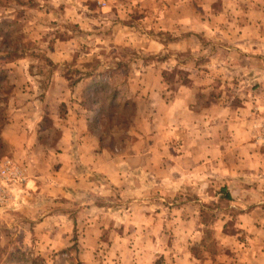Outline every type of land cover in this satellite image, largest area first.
Masks as SVG:
<instances>
[{"label": "crops", "instance_id": "obj_1", "mask_svg": "<svg viewBox=\"0 0 264 264\" xmlns=\"http://www.w3.org/2000/svg\"><path fill=\"white\" fill-rule=\"evenodd\" d=\"M82 6L81 11L91 10L87 3ZM101 12L96 25L112 29L107 30V41L118 46L138 39L146 42L145 52L153 56L165 49L169 36L176 53L195 56V42L201 40L198 35L209 38L206 32L211 26L219 34L216 40L235 46L225 45L224 50L235 51L242 60L256 61L231 67L236 74L255 75L252 87L236 84L228 96L231 85L220 82L215 99L209 90H202L205 106L199 107L197 89L208 83L205 77L201 85L178 86L170 105L160 97L171 113L170 136L161 133L162 145L155 141L148 148L134 146L133 150L144 160V168L168 172L166 181H155L158 185L169 183V195L144 192L125 197L107 192V197H102L107 205L90 201L75 205L70 212L51 215L45 211L44 200L55 202L67 197L70 190L100 193L104 190H100L101 180L78 174L77 165L72 168L67 163L60 168L64 173L60 182L28 185L27 200H40L32 206L24 201L28 213L32 208L36 215L27 219L30 238L44 249L59 251L70 248L76 231L82 264H264V145L260 141L264 123V0H107ZM137 13L142 20L134 22ZM143 25L148 31L142 30ZM228 27H237L236 33L228 34ZM161 82L160 76V86ZM242 88L251 92L245 95ZM76 109L74 115L67 116L71 127L65 126L60 140L66 144V149L61 148L64 153H73L67 145L86 133L85 125L88 130L87 112L80 105ZM26 138L20 145L25 152L36 143L32 132ZM159 148L160 164L154 162L152 167ZM163 157L169 160L166 166ZM85 158L108 186H126L122 176L127 162L126 166L101 162L98 151L88 152ZM190 187L201 190L198 188L195 196ZM224 201L229 203L227 207L220 206ZM88 212L90 217H84ZM208 212L215 219L213 224L206 221ZM208 230L220 233L228 242L216 260L195 254ZM243 235L249 241L244 245L239 239Z\"/></svg>", "mask_w": 264, "mask_h": 264}, {"label": "rangeland", "instance_id": "obj_2", "mask_svg": "<svg viewBox=\"0 0 264 264\" xmlns=\"http://www.w3.org/2000/svg\"><path fill=\"white\" fill-rule=\"evenodd\" d=\"M0 1V69L8 74V80L13 85L0 105V169L6 160L11 161L8 178L0 180V190L5 191L7 196L6 202L0 203V264H82L76 231L72 235L70 248L59 251L44 249L36 244L34 238H30L27 219L36 215L32 208L28 213L23 205L27 202L26 206H32L40 203V200L37 197L27 200L25 190L28 185L60 182L64 178L60 168L67 163L72 168L77 165L78 174L101 180L98 181L100 190H104L100 193L69 189L68 198L49 203L44 200L45 211L51 215L70 212L75 205L90 201L107 205L105 198H102L107 197V192L108 195L120 194L125 197L144 192L169 195L172 189L169 183L158 185L155 181L167 180L168 172L144 168V160L133 150L134 146L148 148L155 141L162 145V138L159 137L161 133L170 136L171 113L163 106L160 97L170 105V99L178 86L187 85L186 82H198L201 85L202 78L207 77L208 83L197 89V105L203 107L205 101L202 90H209L215 99L220 82L231 85L226 88L228 92L222 88L228 96L229 92L233 93L231 87L236 84L252 87L255 75L236 74L231 67L250 66L256 61L254 63L250 58L242 60L235 51L224 50L225 45L235 46L230 41L216 40L219 34L211 26L206 32L209 38L198 35L201 40L195 42V56L191 57V52L176 53L170 45V36L165 42V49L158 56H153L145 52L146 42L136 38L128 41V45L115 46L107 41V30L112 29L96 25L103 15V7L98 0H21V4L16 0ZM83 3L89 4L91 10L84 11L82 8L81 11ZM140 19L137 13L134 22ZM14 21L19 23V35L6 37L9 29L2 23ZM145 24L149 27L150 23ZM2 30L6 31L3 33ZM142 30L148 31V28L143 25ZM236 30L237 27H228V34L232 35ZM16 37L23 38V42H17ZM5 39L16 43L17 48H9L10 44ZM46 58L54 66H50ZM91 72H105V77L113 75V82L133 104V112L126 120L119 117L118 121L124 123L121 126L110 115L106 114L107 118L100 117L96 110L91 111L82 106V95L91 82L82 77ZM160 76L163 80L161 86L158 83ZM241 91L245 95L251 92L243 88ZM79 105L87 112L88 130L85 125L83 129L86 133L76 138L75 143L67 145L74 149L73 153H64L61 148L66 149V144L64 146L60 140L65 126L71 127L67 123L68 117L77 112L76 107ZM31 132L36 136L35 146L31 145V149L22 151L20 145L24 144ZM90 151H98L101 162L104 160L111 165L114 162L122 163L120 165L124 166L128 163L122 176V181L126 183L123 189L108 186L105 178L87 164L85 157ZM164 151L168 157V150ZM158 152L160 148L153 155L152 167L155 166L154 162L160 164ZM163 161L164 166L169 162L165 157ZM95 163H99L98 160ZM191 188L195 189L192 192L195 196L198 195V188L201 190V187ZM228 205L224 201L220 206ZM90 213L84 217H90ZM206 221L215 222L210 212ZM208 231L204 234L203 243L196 246L195 254L199 258L211 257L216 260L219 254H223L228 242L220 233ZM242 237L239 236L241 244L249 243L245 235Z\"/></svg>", "mask_w": 264, "mask_h": 264}, {"label": "trees", "instance_id": "obj_3", "mask_svg": "<svg viewBox=\"0 0 264 264\" xmlns=\"http://www.w3.org/2000/svg\"><path fill=\"white\" fill-rule=\"evenodd\" d=\"M16 1L20 2V4L22 3L21 0ZM2 25L7 26V30L9 29L5 34L6 37L14 34L15 36L19 35L18 21L4 22ZM5 31L6 30H2L3 33ZM22 39L23 38L16 37L17 42H23ZM4 41L10 44L9 48H17L16 43L13 44L6 39ZM7 52L8 51H6V53ZM46 62L50 66H54V64L48 58H46ZM104 74L105 72L97 74L93 72L83 74L82 78L91 80V82L88 84L87 89L82 95V106L91 111L96 110L100 117L104 116V118H107L106 114H108V116L110 115L111 118L114 119L113 121H117L116 124L121 126L124 123L118 121L119 117L122 120H126L128 116L131 115V112H133V104L126 98L124 93L121 92L117 83L115 81L113 82V75L105 77ZM8 79V74L6 75L4 71L0 69V105L6 96H8V92L13 89V85H11ZM186 84L189 85L188 82H186Z\"/></svg>", "mask_w": 264, "mask_h": 264}, {"label": "built area", "instance_id": "obj_4", "mask_svg": "<svg viewBox=\"0 0 264 264\" xmlns=\"http://www.w3.org/2000/svg\"><path fill=\"white\" fill-rule=\"evenodd\" d=\"M99 5H101L103 8L107 6V0H98ZM261 134H260V141L261 144L264 145V123L260 127ZM11 161L6 160V163L2 166L0 169V180L8 178L7 171L10 170ZM11 174V173H10ZM13 177H16V175H13ZM12 177V179H13ZM7 196L5 194V191L0 190V203L6 202Z\"/></svg>", "mask_w": 264, "mask_h": 264}]
</instances>
